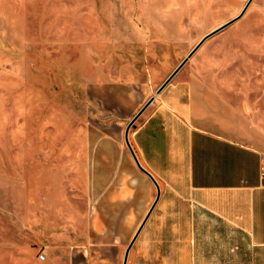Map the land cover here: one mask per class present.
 Wrapping results in <instances>:
<instances>
[{
	"label": "rangeland",
	"instance_id": "1",
	"mask_svg": "<svg viewBox=\"0 0 264 264\" xmlns=\"http://www.w3.org/2000/svg\"><path fill=\"white\" fill-rule=\"evenodd\" d=\"M247 1L0 0V264H122L125 246L110 261L93 255L103 243L88 198L98 153ZM189 82L264 132L262 3L206 40L166 87Z\"/></svg>",
	"mask_w": 264,
	"mask_h": 264
},
{
	"label": "crops",
	"instance_id": "2",
	"mask_svg": "<svg viewBox=\"0 0 264 264\" xmlns=\"http://www.w3.org/2000/svg\"><path fill=\"white\" fill-rule=\"evenodd\" d=\"M258 2L264 7L252 0L247 10ZM129 142L157 187L124 134L112 136L88 188L92 224L103 225L102 250L93 255L110 261L129 245L127 227L143 224L126 264H264V132L250 117L189 82L165 87Z\"/></svg>",
	"mask_w": 264,
	"mask_h": 264
},
{
	"label": "water",
	"instance_id": "3",
	"mask_svg": "<svg viewBox=\"0 0 264 264\" xmlns=\"http://www.w3.org/2000/svg\"><path fill=\"white\" fill-rule=\"evenodd\" d=\"M252 0H248L246 2V4L244 5L243 9L241 10V12L234 17L233 19L229 20L228 22L224 23L223 25L219 26L218 28L214 29L213 31L209 32L208 34H206L205 36H203L201 38V40L194 46V48L187 54V56L182 60V62L175 68V70L168 76V78L163 82V84L157 89L156 94H159L170 82L171 80L176 76V74L184 67V65L188 62V60L196 53V51L201 47V45L208 40L209 38H211L212 36H214L215 34L221 32L222 30L226 29L227 27H229L230 25H232L233 23H235L236 21H238L240 18H242V16L244 15V13L247 11L248 5L250 4ZM154 98H150L139 110L138 112L132 117V119L129 121V123L127 124L125 131H124V142L136 164V166L138 167V169L140 171H142L144 174H146L154 183V185L157 187V184L155 182V180L153 179V177L144 169L141 167V165L139 164L133 150L132 147L130 145L129 142V132L130 129L134 126L136 120L139 118V116L144 112V110L153 102ZM157 195H158V189H157ZM145 221V219H144ZM144 223V222H143ZM143 224H141L139 226V228L137 229L136 233L134 234L132 240L130 241L129 245L127 246L125 253H124V257H123V261L122 264H126L127 263V258H128V253L129 250L134 242V240L136 239L138 233L140 232L141 228H142Z\"/></svg>",
	"mask_w": 264,
	"mask_h": 264
},
{
	"label": "built area",
	"instance_id": "4",
	"mask_svg": "<svg viewBox=\"0 0 264 264\" xmlns=\"http://www.w3.org/2000/svg\"><path fill=\"white\" fill-rule=\"evenodd\" d=\"M261 176L264 177V165L263 167L261 168V172H260Z\"/></svg>",
	"mask_w": 264,
	"mask_h": 264
}]
</instances>
